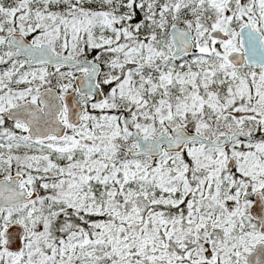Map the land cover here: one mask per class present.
Returning a JSON list of instances; mask_svg holds the SVG:
<instances>
[{"label": "snow or ice", "instance_id": "1", "mask_svg": "<svg viewBox=\"0 0 264 264\" xmlns=\"http://www.w3.org/2000/svg\"><path fill=\"white\" fill-rule=\"evenodd\" d=\"M0 264H264V0H0Z\"/></svg>", "mask_w": 264, "mask_h": 264}]
</instances>
